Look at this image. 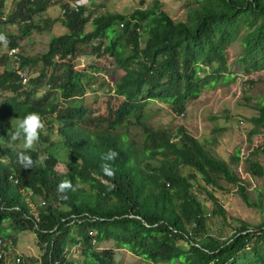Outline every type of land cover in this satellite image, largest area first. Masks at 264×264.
<instances>
[{"label": "trees", "instance_id": "16d2710c", "mask_svg": "<svg viewBox=\"0 0 264 264\" xmlns=\"http://www.w3.org/2000/svg\"><path fill=\"white\" fill-rule=\"evenodd\" d=\"M75 1L13 0L6 12L7 0H0V33L8 41L0 42V237L15 244L14 233L33 232L41 251L36 259L17 256L14 264H118L119 249L151 264H264V198L249 199L231 168L241 160L239 150L229 164L205 147L210 141L184 127L173 134L145 122L150 102L184 115L204 90L234 81L238 74L226 52L234 43L241 46L235 63L243 77L264 70V0H191L184 21H175L158 0L129 14L96 16L85 4L73 7ZM54 3L59 19L44 18ZM56 21L67 31L52 36L44 53L11 54ZM86 54L123 72L102 111L88 104L86 92L106 67L77 70L73 60ZM25 70L31 71L23 83L17 72ZM31 112L41 115L45 128L27 153L33 167L23 169L8 136L11 120ZM249 121V137L264 132V98ZM129 127H139L140 142L129 139ZM110 149L119 153L109 162L113 177L101 169ZM258 150L246 159L253 177L264 176L253 159ZM184 168L193 172L184 175ZM197 176L212 189H221V182L235 185L261 222L239 221L228 238L208 234L201 191L225 212L212 192L194 183ZM63 180L80 186L60 193ZM35 199L40 203L32 210ZM108 241L113 248L100 247Z\"/></svg>", "mask_w": 264, "mask_h": 264}, {"label": "rangeland", "instance_id": "374dc122", "mask_svg": "<svg viewBox=\"0 0 264 264\" xmlns=\"http://www.w3.org/2000/svg\"><path fill=\"white\" fill-rule=\"evenodd\" d=\"M87 1L85 5L88 6L92 15L96 16L105 12L129 14L136 8L147 6L152 0ZM158 1L162 4V9L175 21L186 19L187 6L191 3V0ZM12 8L13 0H7L6 12ZM43 17L53 20L59 19L60 7L58 3L52 4L43 14ZM7 28L10 31H15L12 26ZM88 30H90V25L86 28V31ZM66 31L62 24L56 21L49 31H44L41 34L34 32L30 37L22 40L20 48L16 51L29 57L40 55L46 51L52 36L62 35ZM240 49L241 46L234 43L226 51L231 71L238 74L234 81L228 85H218L212 90H204L198 98L188 102L183 116L173 114L168 106L161 105L158 102H150L145 107V122L154 129H167L173 134L178 127L182 126L192 136L201 139L202 142L210 141V144H206L205 147L209 149L215 158L224 160L229 164L238 149L241 160L237 165H231V168L245 184V192L249 199L255 201L258 196L264 198V176L253 177L247 170L246 159L250 157V153L259 147L253 159L264 169V152L262 150V147H264V132L251 137L248 136L252 129L249 119L257 115V108L264 98V70L243 77L239 66L235 63L237 55L241 51ZM84 52H88V48ZM103 61L97 60L93 55L88 54L81 55L73 60L77 70H89V65L106 67V71L93 77L91 86L86 92L88 104L100 111L103 110L108 96L113 94L112 85L123 74L121 70L115 69L113 64ZM30 71L25 70L23 73L27 75ZM248 80H251L253 84L248 85ZM93 99H96V102L91 104ZM14 122L18 121L15 120ZM140 131L139 127H129V139L137 143L140 142L142 139ZM58 155L60 163L63 164L65 160L64 151L60 149ZM62 168L63 166H58V170ZM192 172L190 168L182 169L184 175ZM194 183L202 185L207 191L212 192L217 203L221 204V208L225 212L224 215L221 214L216 203L208 199L207 195L201 191L200 199L206 205V230L208 234L228 238L233 233L234 227L239 224V221L251 226L261 222L262 217L258 210L245 205L235 185L221 182V189H212L210 186H206L199 176L196 177ZM38 203H40L38 199L31 203L32 210ZM14 234L16 236L15 244L8 241L11 245V251L7 255L9 257L7 259L8 264H14L17 256H26L33 259L40 256L41 251L33 232L25 231ZM100 247L113 248L114 243L111 241L103 242ZM115 260L118 264H151L124 249L115 250ZM172 264L180 263L175 262Z\"/></svg>", "mask_w": 264, "mask_h": 264}, {"label": "clouds", "instance_id": "9594fccd", "mask_svg": "<svg viewBox=\"0 0 264 264\" xmlns=\"http://www.w3.org/2000/svg\"><path fill=\"white\" fill-rule=\"evenodd\" d=\"M80 2L87 3V0H80ZM0 42L4 43L5 46L8 43L4 33H0ZM14 121L15 119L11 120V134L8 136L9 148L17 152V162L23 169H31L34 161L27 153L38 143L40 133L45 128V123L41 115L36 112L28 113L22 119H19L18 122ZM17 141H22L23 150L17 151ZM118 156L119 153L111 149L102 155L101 159L105 162L101 165V169L105 176L113 177L115 175V170L109 162L115 161ZM79 186V183L74 186L72 181L63 180L58 185V191L60 193H65L68 190L75 191ZM62 199H67V197L63 196Z\"/></svg>", "mask_w": 264, "mask_h": 264}, {"label": "built area", "instance_id": "2783aa9c", "mask_svg": "<svg viewBox=\"0 0 264 264\" xmlns=\"http://www.w3.org/2000/svg\"><path fill=\"white\" fill-rule=\"evenodd\" d=\"M83 4H85V3H81L80 0H78V1H75L72 4V6L76 7V6L83 5ZM15 52H16V50H11V54H15ZM17 73L20 75V77L22 78V81L24 83L25 82L24 73H22L21 71H18ZM181 116H183V114H181ZM10 251H11V245L8 243V241H5L0 237V259H4L6 261V264H8L7 259L9 257H7V255L10 253ZM15 262H18L17 257H16Z\"/></svg>", "mask_w": 264, "mask_h": 264}]
</instances>
